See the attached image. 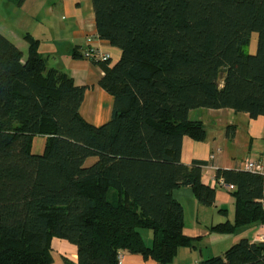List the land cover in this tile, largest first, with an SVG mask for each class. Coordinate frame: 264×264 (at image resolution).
I'll list each match as a JSON object with an SVG mask.
<instances>
[{"label":"trees","instance_id":"16d2710c","mask_svg":"<svg viewBox=\"0 0 264 264\" xmlns=\"http://www.w3.org/2000/svg\"><path fill=\"white\" fill-rule=\"evenodd\" d=\"M91 1L97 36L120 50L112 65L90 59L113 97L102 125L80 113L88 86L47 67L37 39L25 35L23 58L0 33V264H51L53 238L76 246V261L63 256L64 264H117L122 252L170 264L192 246L172 191L215 200L201 181L205 162L180 160L183 137H205L189 111L264 115V0ZM216 179L234 186V221L210 230L264 222L261 174L219 168ZM139 229L151 230L150 246ZM200 264H264V242L242 237Z\"/></svg>","mask_w":264,"mask_h":264},{"label":"crops","instance_id":"0c3cea01","mask_svg":"<svg viewBox=\"0 0 264 264\" xmlns=\"http://www.w3.org/2000/svg\"><path fill=\"white\" fill-rule=\"evenodd\" d=\"M26 2L23 0L20 5H16L9 0H0V33L22 51L23 58L29 49L25 35L37 39L38 52L45 59L47 67L66 71L75 84L88 86L80 106L83 118L96 126L106 123L112 114L113 97L98 84L103 70L80 54L88 46L97 47L110 54L109 65H112L120 57V50L97 36L92 1ZM74 52L79 56L75 57ZM188 118L202 122L205 137L198 141L183 137L180 160L186 165L194 160L205 162L201 181L215 187V200L211 205L200 204L190 187H179L172 191L173 197L183 207L182 231L192 238V246L179 247L170 264H192L220 255L242 237L252 242H264V222L238 226L234 233L221 234L210 230V226L216 223L226 220L233 222L235 212L232 189L216 179V170H243L247 160L259 161L264 170V115L251 118L248 113L235 112L231 108H194L189 111ZM230 125L234 126L232 137L228 134ZM262 178L264 186V175ZM140 233L150 246L151 230ZM51 245V264H64L63 256L76 261L75 245L58 238H53ZM121 255L120 264H158L139 254L122 252Z\"/></svg>","mask_w":264,"mask_h":264},{"label":"built area","instance_id":"2783aa9c","mask_svg":"<svg viewBox=\"0 0 264 264\" xmlns=\"http://www.w3.org/2000/svg\"><path fill=\"white\" fill-rule=\"evenodd\" d=\"M82 55L85 59H94V60H100V61H106L110 58V54L102 51L101 49L97 47L88 46L85 48V50L82 52ZM243 169L253 172V173H259L261 175H264L263 165L262 163L255 162V161H245L243 164ZM219 182L223 185H226L228 188L233 189V184H226L222 179L219 180ZM260 204L262 209H264V193L263 197L260 199ZM121 253L118 255V262L117 264L121 263ZM192 264H200V262H194Z\"/></svg>","mask_w":264,"mask_h":264},{"label":"rangeland","instance_id":"374dc122","mask_svg":"<svg viewBox=\"0 0 264 264\" xmlns=\"http://www.w3.org/2000/svg\"><path fill=\"white\" fill-rule=\"evenodd\" d=\"M27 1L28 2H26V3L30 4L33 0H27ZM37 1H40V0H37ZM6 3H8V2H6ZM10 5H14V4L10 3ZM255 47H256V38H255V35L253 34L247 50L249 52L253 53L255 51ZM42 141L43 140L40 137H37V138L34 139V144H33L34 152H41L42 151V148H43V142ZM251 152H254V151H251ZM263 158H264V154H263ZM109 195H111V194H109ZM139 231H142V232L145 233V231H150V230H148V229H139Z\"/></svg>","mask_w":264,"mask_h":264}]
</instances>
